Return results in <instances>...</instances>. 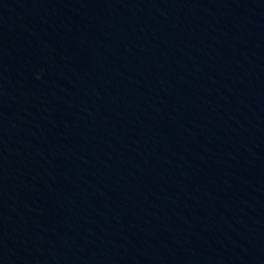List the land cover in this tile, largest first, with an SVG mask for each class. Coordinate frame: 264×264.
I'll list each match as a JSON object with an SVG mask.
<instances>
[{
	"label": "water",
	"instance_id": "water-1",
	"mask_svg": "<svg viewBox=\"0 0 264 264\" xmlns=\"http://www.w3.org/2000/svg\"><path fill=\"white\" fill-rule=\"evenodd\" d=\"M0 264H264V0H0Z\"/></svg>",
	"mask_w": 264,
	"mask_h": 264
}]
</instances>
